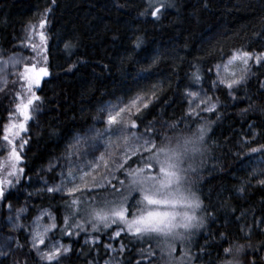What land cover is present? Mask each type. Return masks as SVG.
<instances>
[{
    "label": "trees",
    "instance_id": "obj_1",
    "mask_svg": "<svg viewBox=\"0 0 264 264\" xmlns=\"http://www.w3.org/2000/svg\"><path fill=\"white\" fill-rule=\"evenodd\" d=\"M170 2L174 6L162 9L157 20L140 14L154 10L147 7L148 0H56L54 4L51 0H0L2 50L8 55L22 53L24 65L35 63L50 73L40 87L32 89L40 100L30 109L28 131L21 133L28 143L21 148L20 139L16 140L24 173L19 183L15 177L8 178L13 185L4 186L7 201H0V231L14 240L9 254L0 256V264H48L31 249L28 231L31 221L46 208L56 215L53 235L72 248L62 264H90L96 256H107L106 244L115 225L108 229L101 225L96 233L91 224L76 216L85 232L74 226L70 216L68 231L79 232V236H61L68 214L65 203L70 198L46 189L27 190L26 183L34 177L56 181V170L39 169L64 155L70 139L95 125L98 116L103 119L100 105L103 108L118 99L127 102L138 95L150 99L146 108L134 114L138 133L144 127L141 121L167 135L191 134L201 124L211 129L204 145V165L189 176L208 214L198 213L206 216L204 227L194 231L189 243H177L173 256L179 260L187 249L192 264H219L217 258L225 256L223 249L239 244L245 246L237 257L240 264L253 259L264 264V185L258 183L264 176L250 174L262 159L251 148L264 144V111L260 110L264 106V62L254 65L240 90H232L231 95L215 73L216 66L236 52L264 53V0ZM43 20L47 24L41 29ZM33 25L35 32L30 28ZM41 31L47 37L46 51L41 47ZM137 37L142 40L139 48ZM69 40L74 45L71 52L65 48ZM32 43L37 51L30 47ZM153 57H157L155 63ZM23 70L24 66L0 91V176L11 170L5 128L21 122L16 105L29 97L27 82L20 76ZM197 70L200 84L218 104L213 112L193 116L186 91ZM118 176L124 179L120 172ZM242 184L244 191L240 192ZM9 210L20 215L21 228L5 227ZM92 236L99 237L100 243L91 244L87 239ZM114 242L124 245L121 264H166L168 260L155 242L146 243L130 233L123 232Z\"/></svg>",
    "mask_w": 264,
    "mask_h": 264
},
{
    "label": "snow or ice",
    "instance_id": "obj_2",
    "mask_svg": "<svg viewBox=\"0 0 264 264\" xmlns=\"http://www.w3.org/2000/svg\"><path fill=\"white\" fill-rule=\"evenodd\" d=\"M51 2L54 4L56 0H51ZM173 6L170 0H148L147 7L154 8V10L151 12L146 10L140 14L151 15L158 20L163 14L162 9L166 10ZM206 6L207 4H205ZM46 24L47 20H43L39 27L43 29ZM30 28L32 32H35L36 26L33 25ZM39 37L42 42L41 47L44 48L47 44V37L43 31L39 32ZM141 44L142 40L137 37L136 48H139ZM30 47L33 51L38 50L35 43L30 44ZM73 47L71 40L65 43V48L69 52ZM44 50L46 51V48ZM46 59L45 57V62ZM152 59L155 63L157 57ZM251 60H254L258 65L261 64L264 62V53L255 55L249 51H242L233 55L229 60V64L233 61H240L244 66V74L238 78H236L235 72H232L233 79L227 82L219 81L221 84L226 83L227 89L230 90L229 95H231V90H240V86L246 82ZM13 63L21 64L22 61L15 59ZM49 75L47 67L37 68L35 63H32L30 67L25 64L23 72L20 73L22 79L27 82L29 92L27 102L22 101L16 105L23 120L20 123L13 122L6 127L5 132L8 134L3 136L4 141L11 146L7 158V166L11 170L7 175L15 177L16 183H19L21 175L24 173V168L19 167L23 162V157L17 151L16 140L20 139L21 148L28 143L27 139L21 138V133L28 131L27 123L32 119L30 109L36 101L40 100V97L32 89L40 87L41 81ZM200 79L199 70H197L192 74V84L199 83ZM187 96L198 97V93L190 91L187 92ZM210 100V97H200L196 107L204 104L206 107L201 111L213 112L216 109V104L209 103ZM189 106L191 107V105ZM114 107L115 105H113ZM144 107L146 108L147 104H144ZM260 110L264 111V106H261ZM100 111L104 113L110 110L101 109ZM125 111L128 109L122 107L117 115H108L107 123L112 127L92 128L87 134V140L93 143L90 145V151L86 154L91 159L84 158L82 160L83 167L80 163H75V171L72 170V164H69L66 176L64 172L61 173L60 185L46 188L49 193L66 192L70 198L65 203L68 214L63 219L65 228L60 232V235L79 236V232L68 231V228L72 226L68 224L70 216L73 218L74 226L85 232L87 229L84 227V223L91 224L92 231L96 233L101 231V225L104 229L112 228L115 225L116 228L113 229V232L116 237L121 236L122 232H126L146 243L155 242L156 246L161 248V252L167 254L166 264H192L193 258L188 255L187 249L179 260L173 256V253L177 243H189L193 239L194 231L204 227L205 224L206 216L198 215V213L203 211L207 215L208 211L201 197L193 190L189 176L204 165V145L211 129L206 124H201L191 134L177 135L173 133V135H167L161 133L154 125L141 121L144 127L137 134L131 129L139 128L140 125L134 121L129 123L122 119L118 120V116ZM191 114L200 115L195 108H192ZM97 118L100 119V116ZM170 127L175 128V125ZM249 135H253V133H249ZM102 138L106 147L104 152L99 155V162H97L96 152H99V147L96 142ZM82 142L86 141L77 138L76 146ZM251 153H260L262 159L258 166L252 168L250 174L264 176V144L251 148ZM133 157L135 159H132ZM129 160H132L131 164L128 163ZM109 163L112 165L111 168ZM101 168L105 170L103 173L99 172ZM117 172H120L124 179L116 176ZM113 179L116 180V184L112 183ZM6 183L11 187L13 179H8ZM244 183H248V181H244ZM258 183L264 185V179H260ZM4 184L5 181L0 179V201L6 202ZM117 184L120 185L119 188H117ZM239 191H244L243 184L239 187ZM85 192L88 193L87 196ZM44 215H48L53 221L55 219L50 213L45 212ZM76 216H80L84 223L77 222L74 219ZM54 229H56L54 222L50 225H40L36 222L32 233L31 249L35 250L40 258L47 261L48 264H62L63 259L72 251V248L70 245L60 243L55 235L48 239V244L45 245V238ZM85 242L88 243L87 240ZM40 245H45V248H40ZM249 247L253 246L249 245ZM123 250L124 245H121L120 251ZM244 251L245 246L239 244L224 248L225 256L217 258L219 264H240L237 257ZM253 251H255L254 248ZM151 254L154 255V252ZM229 256L231 258H227ZM261 257L264 258V253L261 254ZM185 258H187L186 262ZM249 264H256V260H250Z\"/></svg>",
    "mask_w": 264,
    "mask_h": 264
},
{
    "label": "rangeland",
    "instance_id": "obj_3",
    "mask_svg": "<svg viewBox=\"0 0 264 264\" xmlns=\"http://www.w3.org/2000/svg\"><path fill=\"white\" fill-rule=\"evenodd\" d=\"M237 53L238 52H236L235 54H237ZM255 55H259V54H255ZM15 59H20L22 61V63L21 64H14L13 61ZM230 59L231 58L224 60L216 66L215 73L218 77V81L223 80V81L227 82V81L233 79V77L231 75L232 72H235L236 78H238L240 75L244 74L243 64L240 61H233L231 64H229ZM24 63H25V58L22 55V53H14V54L8 55L0 47V91L5 86V84L8 82V79L11 76L16 75L17 73H19L21 71V69L24 66ZM254 65H258V64H256L254 60L249 61L248 67H249L250 71L248 72L247 77H249V75L253 71ZM222 85L226 86V83L222 84ZM190 91L198 93V97H195V96L194 97H188L187 92H190ZM233 91H234V89H233ZM200 97H204V98L210 97L211 100L209 101V103H214V104H216V107H217L218 101H217L216 97L208 89L204 88L199 82L198 86L197 85L191 86L186 91V100H187V104H188V111L190 114L192 113V108H195L196 111L199 112L200 114L206 113L204 111H201V109L206 107V105L200 104L199 107H196V105L199 103ZM149 100H150L149 98H146L143 95H138L135 98H133L132 100L127 101V102L121 101L118 99L116 101L107 102L106 106L103 108H102V105H100L99 109H109L110 110V111L105 112L103 119L102 120L98 119L97 123L95 125L93 124L85 133L75 134L70 139V141L67 143L66 152L64 155H62L60 158L54 159L48 165L39 169V172H41L43 170L44 171H51L53 169L56 170V173H57L56 181H50V180L45 179L44 177L43 178L34 177L33 179L30 178L27 180L26 189L28 190V187H29V190L36 192L39 190L46 189L48 187H55L57 185H60L61 179H62L61 173L64 172L65 176H66V172L68 170L69 164H72V170L73 171L76 170L75 169V163H78V159H77L78 155L77 154H79V156L82 158V160L84 158L91 159V157L87 156L86 154L90 151V145L93 143L92 141L87 140V134L90 133V130L92 128H109V127H112V126L108 125L107 117L109 114L114 115V116L117 115V113L119 112V109L122 107L125 109H128V111H125L120 116H118V120L122 119V120L128 121L130 123V122L134 121V114L137 111H139L140 109H142L144 107V104L148 105ZM133 101H135V103H133ZM113 105H115L114 108H113ZM189 105H191V107ZM30 115L32 116L31 112H30ZM191 115L196 116L194 114H191ZM22 120L23 119L21 118V122H22ZM131 131L137 132L136 128L131 129ZM137 134H139V133L137 132ZM77 138H79L81 141H86V142H82L78 146H76ZM96 143H97V146L99 147V152H96L97 162H99L98 157L102 152H104L106 145L103 142V138ZM81 167H83L82 163H81ZM109 167L110 168L112 167L111 163H109ZM8 171H10V170H8ZM104 171L105 170L103 168H101L99 170L100 173H103ZM7 173L8 172H6V174L4 175L5 186H7L6 181L9 178ZM118 173L119 172L116 173V176H118ZM112 181H114V179ZM58 194L65 195L66 192L65 193H58ZM77 194H79V193H77ZM45 212L50 213L51 216L55 218L54 221L52 219H50L48 215H44ZM17 216L18 215H16L14 213V210H9L8 216H7L5 223H4L5 227L11 228V229L21 228L23 223H22V220L20 218V215L18 216L19 217L18 219H17ZM37 218H39V220H37ZM36 222H38L40 225H50L51 223L54 222L56 224V227H57L56 215L50 209H47V208L42 209L37 214V216L31 221V223L29 225L28 231H29V235H30V242H32V233L34 230V224ZM42 230L43 229L41 228V231ZM54 230H52L48 233V236L45 238V245L48 244V239L53 237V231ZM119 237H116L114 235V232H113V235L110 238L111 241L106 244V247L108 249L107 256L104 259H101L100 257L96 256L90 262V264H121V254L124 250L120 251L121 245H122L121 243L114 242L117 239H119ZM56 239H58L59 242L62 244L70 245V244H66L58 236L56 237ZM87 240L91 244L100 243V238L95 237V236H92V237L88 238ZM93 240H95V243H93ZM13 241L14 240H13V237L11 235H9L3 231H0V256H5V255L9 254V252L11 251V248L13 246ZM45 245H40L39 247L44 249Z\"/></svg>",
    "mask_w": 264,
    "mask_h": 264
},
{
    "label": "bare ground",
    "instance_id": "obj_4",
    "mask_svg": "<svg viewBox=\"0 0 264 264\" xmlns=\"http://www.w3.org/2000/svg\"><path fill=\"white\" fill-rule=\"evenodd\" d=\"M61 212V211H60Z\"/></svg>",
    "mask_w": 264,
    "mask_h": 264
}]
</instances>
